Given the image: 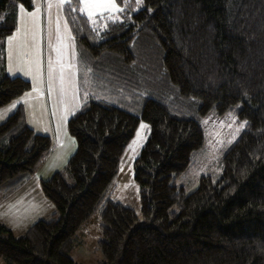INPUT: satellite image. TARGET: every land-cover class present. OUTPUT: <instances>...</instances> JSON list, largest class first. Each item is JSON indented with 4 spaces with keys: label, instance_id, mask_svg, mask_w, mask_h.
<instances>
[{
    "label": "trees",
    "instance_id": "16d2710c",
    "mask_svg": "<svg viewBox=\"0 0 264 264\" xmlns=\"http://www.w3.org/2000/svg\"><path fill=\"white\" fill-rule=\"evenodd\" d=\"M117 1L123 8L115 16L90 18L79 0L62 11L82 74L91 70V84L99 81L107 95L143 97L142 112L85 91L67 124L76 150L41 180L51 219L21 237L0 223V258L77 264L78 230L99 213L103 260L96 264H264V0H143L138 9L136 0ZM19 6L35 7L0 0V107L32 89L6 66ZM230 111L244 127L223 152L222 176L203 174L189 192L177 186L204 146L199 120ZM141 120L150 135L134 163L139 216L111 198L110 186ZM51 149V136L31 128L19 105L0 122V188H17Z\"/></svg>",
    "mask_w": 264,
    "mask_h": 264
},
{
    "label": "rangeland",
    "instance_id": "374dc122",
    "mask_svg": "<svg viewBox=\"0 0 264 264\" xmlns=\"http://www.w3.org/2000/svg\"><path fill=\"white\" fill-rule=\"evenodd\" d=\"M33 1L34 4H36L33 14H36L37 11L42 12V7L43 9L45 8L47 31L54 33V35H49L48 32L47 37V50L49 49L47 68L51 74L53 61L56 62L54 63L56 67L58 65L62 67V64L67 66L69 63L71 64V61L73 63L75 62V52L77 50L75 49L74 42L67 36V33L61 29V26L64 25L62 7L68 0ZM79 1L81 9L90 18L103 13L114 14L115 16V14L123 8L117 0ZM142 4L143 0H136V9L141 8ZM56 47L59 48V50L55 55H52L54 52L52 48L56 49ZM57 56L60 59H58ZM62 71L64 72L63 77L70 79L71 70L66 68ZM86 71V75L84 76V91L92 94L94 97L97 96V98H99L100 96L104 98L105 102L118 106L130 107L137 114H141L143 97L138 96V99H129L112 95V93L109 94V91L107 95L99 81L95 82L94 80L97 86L94 83L93 85L91 84L90 79L92 71L88 68ZM57 89L58 99L56 103L54 99H51L52 114L56 118V109L58 108L59 115L63 116L62 112L66 109H70L72 102L71 98L68 97L70 91L68 86H61V88L57 87ZM150 95L152 96V94ZM5 106L0 107V110ZM62 122L64 123L63 117ZM199 122L204 130V146L196 156L193 166L184 173L178 175L175 179L176 185L184 186L188 192L194 190L193 188L198 185V180L203 174H210L213 179H218L222 176L223 152L226 147L236 140L244 127L243 122H241L236 113L232 111L223 115L211 112L203 116ZM46 132H50L55 136L53 140L50 135L52 150L38 169L33 174L29 175L32 178L30 177L31 179L26 180L24 183L26 186L24 187L23 185L15 189L14 187L9 189L8 186L0 188V223L7 226L15 237L23 236L28 228L39 219H51L54 205L45 197L41 187V180L48 179L56 171L62 170L67 164L70 156L76 150V141L74 137L71 136L68 127L66 130V125L61 124L59 128L57 121L56 129H51ZM149 135L150 124L145 120H141L134 136L128 142L121 156L119 172L110 186L111 198L134 209L139 216H141L140 187L134 177V163L147 142ZM101 223L100 214L95 213L90 220L83 224L78 230L77 240L80 245L75 247L71 253L72 259L77 264H96L103 260V254L99 247V240L103 237ZM0 264L8 263L0 258Z\"/></svg>",
    "mask_w": 264,
    "mask_h": 264
},
{
    "label": "crops",
    "instance_id": "0c3cea01",
    "mask_svg": "<svg viewBox=\"0 0 264 264\" xmlns=\"http://www.w3.org/2000/svg\"><path fill=\"white\" fill-rule=\"evenodd\" d=\"M34 6L36 7V4H34ZM41 10L42 12L37 11L36 14H33L35 11L34 9L29 11L19 6L17 29L5 41V58L8 73L10 75H20L29 79L32 82V89L7 104L4 107L5 109L3 108L0 110V122L5 121L19 105H22L29 126L38 133H48L54 140L55 136L46 131L56 129L57 121L59 128L61 124L66 125L67 130L69 118L85 104L87 95L83 88L85 80L81 71L78 45L65 19H63L64 25L61 26V29L66 32L67 36L74 42L75 49L77 50L75 52V62L73 63L71 61V64L69 63L67 66L62 64V68L60 65L56 67L54 64L56 62L53 61V73L51 71V74L49 73L47 68V57L49 56V49L47 50V37L48 32L49 35H54V33L47 31L46 10L45 8L43 9V7ZM52 50L54 51L52 55H55L59 48H52ZM57 58L60 59L58 56ZM66 68L71 70L70 79L63 77L64 72L62 70ZM61 86H68L70 88L68 97L71 98L72 102L70 109H66L62 112L63 116H60L59 109H56L57 119L52 114L51 99H54L56 103L58 99L57 87L61 88ZM62 117L64 123L62 122ZM30 177L28 179L32 178ZM25 182L26 180L17 188L22 187ZM25 186L26 184L24 187ZM196 186L194 188H196Z\"/></svg>",
    "mask_w": 264,
    "mask_h": 264
}]
</instances>
